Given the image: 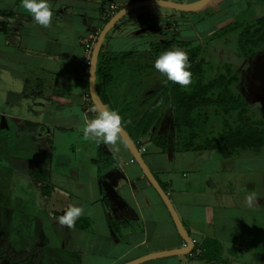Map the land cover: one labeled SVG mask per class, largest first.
I'll return each instance as SVG.
<instances>
[{"label": "crops", "instance_id": "1", "mask_svg": "<svg viewBox=\"0 0 264 264\" xmlns=\"http://www.w3.org/2000/svg\"><path fill=\"white\" fill-rule=\"evenodd\" d=\"M135 1L50 0L52 23L43 27L21 0H0V125L5 127L0 137L9 153L3 161L13 176L9 186L17 174L37 182L36 190L46 201L41 209L51 215L49 225L40 227V242L71 253L73 264H122L184 243L127 146L109 150L85 139L81 131L85 118L96 115L83 43L111 16L110 3L117 11ZM250 2L209 0L190 12L139 7L120 18L102 43L98 59L104 62L106 83L101 84L97 65L98 93L106 107L119 111L122 126L194 242L190 254L138 264H264V145L229 156L213 147H181L204 141L196 140L199 133L189 139L187 131L177 130L166 99L169 92L161 90L168 80L154 68L150 54L154 44L172 38L200 47L201 36L231 24L235 15L253 12ZM258 5L257 17L263 16L264 4ZM206 17L213 18L212 24L197 28ZM181 87L189 90L188 85ZM161 92L157 113L146 121ZM21 145H33L45 158L29 170L16 166L26 160L12 153ZM69 204L84 208L72 228L58 223Z\"/></svg>", "mask_w": 264, "mask_h": 264}, {"label": "trees", "instance_id": "2", "mask_svg": "<svg viewBox=\"0 0 264 264\" xmlns=\"http://www.w3.org/2000/svg\"><path fill=\"white\" fill-rule=\"evenodd\" d=\"M233 27L235 28V24H229L223 28ZM262 41H264V15L258 17L253 24L245 26L239 33V45L245 53L249 52V54H252V48ZM174 47H180L187 51L191 71V83L188 85L189 90H184L180 84L172 81H167L161 87V90L164 92H169V96L166 99L170 101L172 121L177 126V130L187 131L189 139L195 138L199 133V130L196 128L199 124L198 119L202 116L196 110L202 106H216L224 115L222 128L216 137L205 138L204 142L198 145H193L189 142L183 143L181 147H213L226 156L233 155L241 149L259 150L264 145V121L249 118L245 100L240 95L231 91L229 86L236 79V76L231 75L229 77L225 74H220L206 83L202 82V60L197 58L201 48L190 46L188 42L179 41L175 38H172L167 43L154 44L150 54L155 58L162 51ZM101 52L102 47L99 55H101ZM103 63L101 59L97 64L98 70L103 76L101 84L106 83L105 66H103ZM95 85L97 91L101 92L100 83L98 85V82H96ZM98 94L103 101L102 95ZM160 94L156 97V101L151 104L146 114V121L157 113L158 107L164 99L163 92ZM231 113H236L234 123H230L225 118V116ZM203 118H207V115L203 116ZM164 146L165 140L161 143V147L164 148ZM8 174L0 168V238L8 242L10 248L16 252V256L12 257L0 244V264H73L71 253L58 251L51 246L41 244L39 238L41 234L40 226L33 229L30 223H26L27 221L12 219L13 213L9 212L8 207ZM9 216L11 220H9ZM28 233H30L28 236L30 240L27 239L26 241L25 235H28Z\"/></svg>", "mask_w": 264, "mask_h": 264}, {"label": "rangeland", "instance_id": "3", "mask_svg": "<svg viewBox=\"0 0 264 264\" xmlns=\"http://www.w3.org/2000/svg\"><path fill=\"white\" fill-rule=\"evenodd\" d=\"M260 2L264 4V0H251L250 3L255 8L253 12L249 10L245 14L234 16L235 20L231 21V24H235V28L214 30L207 36H201L203 39L198 44L201 51L197 58L202 60V82L206 83L218 77L220 74H225L229 77L235 75L236 79L229 86L231 91L240 95L245 100L247 105V115L249 118L252 120L264 121V41L258 42V44L252 48V54H249V52H243L239 45L240 31L243 30L245 26L253 24V22L260 17H257L260 13L258 10V4ZM212 20L213 18L210 19L206 17L199 21L196 24V27L206 29L212 24ZM197 112L202 116L198 119L200 136H198L196 140L204 141L206 136L217 135L222 128V121L224 118V115L220 112L219 108L216 106H202ZM206 115L207 118H203V116ZM225 118L230 123H234L236 113H231L225 116ZM4 130L5 127L0 125V134H4ZM5 146L3 137H0V168L5 171V173H9L10 184V181L13 180L12 172L3 164V161L6 159L5 155H7L8 159L9 154L5 152ZM32 146L21 145L18 146L16 151L12 150V153H14L15 156H21L26 159L24 162L21 161V163L16 162V166L23 165L29 170L35 166L36 161L45 158V156H41V154L37 153ZM60 149L61 148L59 147V150ZM14 176V186L7 185V190L9 192L8 207L9 212L11 211V213H13V216H11L13 217L12 219L16 221L17 219L19 221H27L26 223H30L31 228L35 229L37 226H40L42 230V225H49V219L51 217L48 218V216L51 215L48 210L41 209V203H45L46 201L40 198V195L36 190V185H38L37 182L31 181L32 179L29 178V176L27 177L25 173L20 174V176L18 174ZM11 217L9 220H11ZM43 231L46 233L48 231L47 227H44ZM29 234L30 233L25 235L26 241L27 239L30 240L28 237ZM0 244L6 252L11 254L12 257L16 256V252L10 248L6 240L0 238ZM54 249L58 250L56 247Z\"/></svg>", "mask_w": 264, "mask_h": 264}, {"label": "clouds", "instance_id": "4", "mask_svg": "<svg viewBox=\"0 0 264 264\" xmlns=\"http://www.w3.org/2000/svg\"><path fill=\"white\" fill-rule=\"evenodd\" d=\"M22 7L32 16L38 25L48 27L52 23L53 11L50 0H21ZM154 68L168 81L187 86L191 83L190 62L188 53L180 47L169 48L159 53L154 58ZM96 115L85 118L81 131L85 139H95L112 150H119L118 144L125 142L123 135L122 117L117 109L100 106L95 109ZM249 205L253 203V196L247 198ZM84 214V208L78 204H69L63 209L58 223L68 228L75 225L77 219Z\"/></svg>", "mask_w": 264, "mask_h": 264}, {"label": "water", "instance_id": "5", "mask_svg": "<svg viewBox=\"0 0 264 264\" xmlns=\"http://www.w3.org/2000/svg\"><path fill=\"white\" fill-rule=\"evenodd\" d=\"M209 0H196L192 2H175L172 0H138L135 2H132L130 4H127L123 6L122 8L115 11L106 21L104 26L101 28V30L98 33L97 39L94 43L93 49L91 51L90 55V63H89V95L91 102L97 109L100 106H106L102 99L100 98L96 85H95V76H96V66H97V60L99 56V52L102 46V43L109 32V30L115 25V23L122 18L125 14L129 13L130 11L143 7V6H161L166 7L173 10L178 11H196L201 9L203 6H205ZM123 135L125 137L124 144L127 146L128 150L130 151L133 159L137 162L139 167L141 168L144 176L147 178L151 186L155 189V191L160 196L161 200L165 204L168 212L170 213V216L175 224L176 230L179 234V236L184 241L183 245L177 248L167 249V250H161V251H155L150 252L145 255H142L138 258H135L133 260L124 262L122 264H138L146 260L150 259H156V258H162L167 256H173V255H185L189 254L193 247L194 242L192 238L189 236L187 231L185 230L176 209L174 208L173 204L171 203L169 196L167 193L163 190L157 179L154 177L153 173L150 171L149 167L145 163L143 156L138 148V146L135 144L133 139L130 137L129 133L126 131V129L123 127Z\"/></svg>", "mask_w": 264, "mask_h": 264}, {"label": "built area", "instance_id": "6", "mask_svg": "<svg viewBox=\"0 0 264 264\" xmlns=\"http://www.w3.org/2000/svg\"><path fill=\"white\" fill-rule=\"evenodd\" d=\"M115 11H116L115 5L113 3H110L108 5V12L112 15ZM98 33L99 32H94V33L89 34L87 39L83 43L84 50H85V53H86V56L84 58V63H85L86 66H89L91 51H92L94 43H95V41L97 39ZM86 97L88 98L87 94H86ZM139 150H141V149H139Z\"/></svg>", "mask_w": 264, "mask_h": 264}]
</instances>
